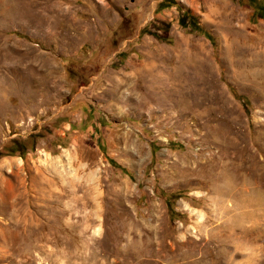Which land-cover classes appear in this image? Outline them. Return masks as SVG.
Returning a JSON list of instances; mask_svg holds the SVG:
<instances>
[{
    "label": "rangeland",
    "instance_id": "rangeland-1",
    "mask_svg": "<svg viewBox=\"0 0 264 264\" xmlns=\"http://www.w3.org/2000/svg\"><path fill=\"white\" fill-rule=\"evenodd\" d=\"M159 1L0 0V264H264V19Z\"/></svg>",
    "mask_w": 264,
    "mask_h": 264
},
{
    "label": "trees",
    "instance_id": "trees-1",
    "mask_svg": "<svg viewBox=\"0 0 264 264\" xmlns=\"http://www.w3.org/2000/svg\"><path fill=\"white\" fill-rule=\"evenodd\" d=\"M248 6L252 9L250 20L256 22L257 19H264V0H247ZM176 7L178 15V24L181 28L188 29L190 32H195L204 35L212 43L214 42L213 35L200 23L198 16L189 8L184 6L178 0H160L157 4L156 11H161L168 7ZM168 24L164 25L161 29L164 33L168 30ZM142 32L152 33L153 35L161 38L165 41H171L170 36L167 34H159L157 32H151L147 28H143ZM17 34V33H16ZM39 134L29 135L25 140H13V143L16 145L13 149L8 150L6 154H13L15 151H19L20 156L24 155L26 151V146L33 148L34 139ZM156 148L151 147L152 154L155 153ZM0 155H4L0 152ZM177 197V194L168 193L166 196L167 209L171 218L178 216V212L175 210L173 203L174 199Z\"/></svg>",
    "mask_w": 264,
    "mask_h": 264
}]
</instances>
